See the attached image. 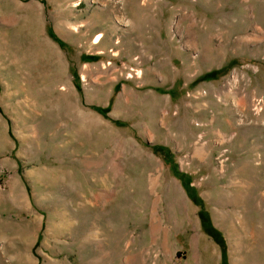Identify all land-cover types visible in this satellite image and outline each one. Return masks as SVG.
<instances>
[{"label": "rangeland", "instance_id": "obj_1", "mask_svg": "<svg viewBox=\"0 0 264 264\" xmlns=\"http://www.w3.org/2000/svg\"><path fill=\"white\" fill-rule=\"evenodd\" d=\"M0 264H264V0H0Z\"/></svg>", "mask_w": 264, "mask_h": 264}, {"label": "bare ground", "instance_id": "obj_2", "mask_svg": "<svg viewBox=\"0 0 264 264\" xmlns=\"http://www.w3.org/2000/svg\"><path fill=\"white\" fill-rule=\"evenodd\" d=\"M102 36H103V33L99 32L98 35L95 38V42H98L101 39Z\"/></svg>", "mask_w": 264, "mask_h": 264}]
</instances>
